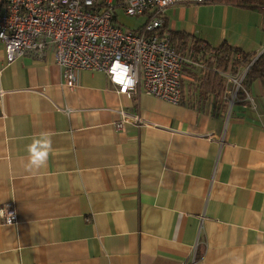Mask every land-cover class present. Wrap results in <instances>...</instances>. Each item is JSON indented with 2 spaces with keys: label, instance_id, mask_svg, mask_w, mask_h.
Here are the masks:
<instances>
[{
  "label": "crops",
  "instance_id": "1",
  "mask_svg": "<svg viewBox=\"0 0 264 264\" xmlns=\"http://www.w3.org/2000/svg\"><path fill=\"white\" fill-rule=\"evenodd\" d=\"M162 17L182 51L264 52L257 10L213 0ZM203 72L186 65L170 103L97 70L68 88L50 50L7 62L0 43V208L16 214L0 215V264H264V82L225 114ZM118 110L145 122L116 129ZM49 139L46 164L29 168V146Z\"/></svg>",
  "mask_w": 264,
  "mask_h": 264
},
{
  "label": "built area",
  "instance_id": "2",
  "mask_svg": "<svg viewBox=\"0 0 264 264\" xmlns=\"http://www.w3.org/2000/svg\"><path fill=\"white\" fill-rule=\"evenodd\" d=\"M213 0H6L0 5V42L6 59L16 56L53 54L61 68L63 82L73 87L78 70L104 71L109 81L127 96L144 91L170 103L182 97L181 71L184 63L203 71L206 63L199 49L188 47L179 53L162 33L163 13L172 4H201ZM143 15L137 27L124 26L121 16ZM202 56V57H201ZM236 58L239 54H236ZM255 57L252 59L254 60ZM224 75L227 87L221 97L225 114L238 100L239 92L251 96L244 86L246 68ZM252 101V100H251ZM116 129L130 121L144 124L138 113L120 111ZM11 223L12 209L1 210Z\"/></svg>",
  "mask_w": 264,
  "mask_h": 264
},
{
  "label": "trees",
  "instance_id": "3",
  "mask_svg": "<svg viewBox=\"0 0 264 264\" xmlns=\"http://www.w3.org/2000/svg\"><path fill=\"white\" fill-rule=\"evenodd\" d=\"M236 5L254 9L259 11L264 17V0H224ZM169 36V35H168ZM169 39L171 42L179 41L180 44L184 43V36L180 33H170ZM197 45V44H195ZM178 49V48H177ZM183 45L179 46L178 51L183 52ZM207 52L211 54L206 58ZM236 54L239 57L236 58ZM244 54L241 51L231 48L226 44H222L218 47H204L203 59L206 63V68L203 70L201 87L206 93H211L215 102L221 107V94L224 88L223 78L219 76L213 69H221L222 71L228 70L232 73H236L238 70L246 68L244 77V85L253 78H259L264 82V52L260 55ZM255 57L254 60H252Z\"/></svg>",
  "mask_w": 264,
  "mask_h": 264
},
{
  "label": "clouds",
  "instance_id": "4",
  "mask_svg": "<svg viewBox=\"0 0 264 264\" xmlns=\"http://www.w3.org/2000/svg\"><path fill=\"white\" fill-rule=\"evenodd\" d=\"M246 88V87H245ZM51 149V141L46 140L43 142H34L32 145L29 146V160L28 166L40 168L44 166L47 162L49 150Z\"/></svg>",
  "mask_w": 264,
  "mask_h": 264
},
{
  "label": "rangeland",
  "instance_id": "5",
  "mask_svg": "<svg viewBox=\"0 0 264 264\" xmlns=\"http://www.w3.org/2000/svg\"><path fill=\"white\" fill-rule=\"evenodd\" d=\"M5 2H6V0H0V5H4L5 4ZM120 21H121V23L124 25V26H127V27H137L138 25H140L143 21H144V17L143 16H137V17H130V16H121V19H120ZM1 43V42H0ZM2 44V43H1ZM2 46H3V44H2ZM3 52H4V49H3ZM4 55H5V52H4ZM17 57V56H16ZM15 58V57H14ZM13 58V59H14ZM5 59H6V56H5ZM12 59V60H13ZM11 60V61H12ZM6 61L7 62H9L7 59H6ZM243 69H241V70H238L237 71V73L238 72H241ZM102 72H104V71H102ZM105 73V72H104ZM106 74V73H105ZM106 76H107V74H106ZM111 82V81H110ZM75 85V84H74ZM116 87H117V90H118V86L117 85H115ZM68 88H72V87H68ZM118 92H119V90H118ZM120 111H124V110H118V113H119V116H120V118H121V115H120ZM124 112H126V111H124ZM126 113H128V112H126ZM131 114V113H130ZM133 114V113H132ZM120 118L115 122V126H116V124L120 121ZM136 124L135 122H133V121H130V122H127V123H125L123 126H122V128L125 126V125H127V124ZM3 208H5L6 210H9V209H12L13 211H14V214H15V210H14V208H12V206H10V205H5V206H3V207H1L0 208V215L2 216V212H1V210L3 209ZM2 218H3V216H2ZM15 218H16V214H15V217H14V219L11 221V222H14L15 221ZM3 221H4V219H3ZM5 222V221H4Z\"/></svg>",
  "mask_w": 264,
  "mask_h": 264
},
{
  "label": "bare ground",
  "instance_id": "6",
  "mask_svg": "<svg viewBox=\"0 0 264 264\" xmlns=\"http://www.w3.org/2000/svg\"><path fill=\"white\" fill-rule=\"evenodd\" d=\"M177 4H178V3H177ZM172 5H173V4H172ZM125 16H127V15H125ZM138 16H143V15H138ZM130 17H137V16H130ZM143 17H144V16H143ZM144 20H145V18H144ZM143 22H144V21H143ZM143 22H142V23H143ZM142 23H141V24H142ZM141 24H140V25H141ZM170 42H171V41H170ZM171 43H172V42H171ZM172 45H173V46L176 48V50L178 51L176 45H174L173 43H172ZM188 51H189V49L186 48V49H184V51H183L182 53L179 52V51H178V52L181 53V54H185V53L188 52ZM186 65H190V64H189V63H184V64H183L182 71H181V74H182V75H181V84H182V78H183V69H184V67H185ZM190 66H191V65H190ZM193 68H194V67H193Z\"/></svg>",
  "mask_w": 264,
  "mask_h": 264
}]
</instances>
